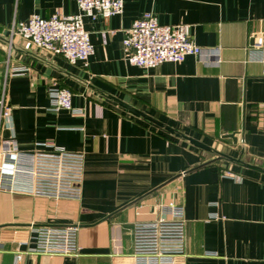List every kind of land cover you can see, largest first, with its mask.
<instances>
[{
    "label": "crops",
    "instance_id": "crops-1",
    "mask_svg": "<svg viewBox=\"0 0 264 264\" xmlns=\"http://www.w3.org/2000/svg\"><path fill=\"white\" fill-rule=\"evenodd\" d=\"M56 12L77 13L76 1L0 0V89L6 74L11 107L0 140L83 152L81 197L0 190V264H13L24 249L16 240L41 225L76 226L79 255H26L21 264H133L132 225L171 200L184 208L186 264H264V62L246 50L250 32L264 41V0H123L120 14L83 18L94 46L86 66L10 38L13 19ZM146 12L189 25L202 54L130 64L124 30ZM50 86L69 89L81 112L49 109Z\"/></svg>",
    "mask_w": 264,
    "mask_h": 264
},
{
    "label": "built area",
    "instance_id": "built-area-1",
    "mask_svg": "<svg viewBox=\"0 0 264 264\" xmlns=\"http://www.w3.org/2000/svg\"><path fill=\"white\" fill-rule=\"evenodd\" d=\"M78 12H56L49 17L33 13L27 21L12 20L10 38L20 36L36 48L57 54L69 63H88L94 46L83 18L109 17L123 11V0H75ZM126 60L142 68H153L163 62H180L187 55H201L187 24L161 25L152 12L132 21L124 30L122 40ZM246 50L249 58L264 62L262 31L250 32ZM6 74L0 89V127L11 113L6 103ZM48 108L81 110L72 106L69 89L59 86L47 88ZM243 145L244 141L241 139ZM42 149L22 151L15 141L0 140V190L20 192L57 200H79L82 192L84 155L70 151L53 142L39 143ZM222 176L235 178L225 170ZM77 227L74 225L33 227L26 237L16 240L24 247L14 253L13 264H21L26 255L78 256ZM133 264H186V235L183 205L174 201L160 203L157 217L132 225ZM2 240H0V249Z\"/></svg>",
    "mask_w": 264,
    "mask_h": 264
},
{
    "label": "water",
    "instance_id": "water-1",
    "mask_svg": "<svg viewBox=\"0 0 264 264\" xmlns=\"http://www.w3.org/2000/svg\"><path fill=\"white\" fill-rule=\"evenodd\" d=\"M125 106H126V107H127L132 113H134L135 115L143 116V117L147 118L148 120H151L152 122H154V123H156V124H158V125H160V126H164L161 122H159V121H157V120L151 118V117L148 116L147 114H144V113H142V112H139V111H137V110H135V109H133V108L127 106V105H125ZM164 127H165L167 130H169L170 132H174V130H173L172 128H170V127H168V126H164ZM226 136H228V137H233L234 134H233V133H230V134H227ZM188 139H189L193 144H195V145H197V146L205 147V146H203V144L197 142L196 140H193V139H191V138H188Z\"/></svg>",
    "mask_w": 264,
    "mask_h": 264
}]
</instances>
